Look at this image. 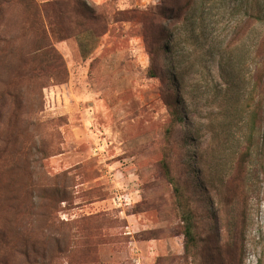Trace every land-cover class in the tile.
Returning <instances> with one entry per match:
<instances>
[{"label": "rangeland", "instance_id": "rangeland-1", "mask_svg": "<svg viewBox=\"0 0 264 264\" xmlns=\"http://www.w3.org/2000/svg\"><path fill=\"white\" fill-rule=\"evenodd\" d=\"M183 1L0 0V264H264V0Z\"/></svg>", "mask_w": 264, "mask_h": 264}, {"label": "trees", "instance_id": "trees-1", "mask_svg": "<svg viewBox=\"0 0 264 264\" xmlns=\"http://www.w3.org/2000/svg\"><path fill=\"white\" fill-rule=\"evenodd\" d=\"M183 2L184 3H182V5L180 7H177L176 9H173L171 14H169L168 16L165 15L164 17L167 18V19L170 18V19L178 22L177 20L184 13L187 14L192 9V7L195 6V2L196 1L195 0H184ZM160 10L161 9L158 8L157 11H155L153 13V18L154 19H156V17L158 15H160V13H161ZM262 19H264V16H262L261 12L250 11L244 17V20H243V23H242L244 25H242V27L245 26V24H250L252 22L256 24ZM236 35H237V32H236L235 36ZM235 36H233V39H234ZM146 41H147L148 44H151V37H150L148 32L146 33ZM183 220H184V223H185L184 224V236H185V239H186L185 246H186V248H188L190 244H194V242H195L194 224H193L192 216H191L190 213H184L183 214Z\"/></svg>", "mask_w": 264, "mask_h": 264}]
</instances>
